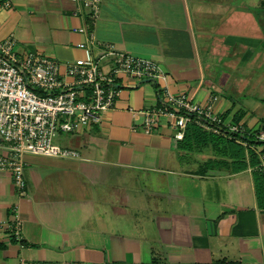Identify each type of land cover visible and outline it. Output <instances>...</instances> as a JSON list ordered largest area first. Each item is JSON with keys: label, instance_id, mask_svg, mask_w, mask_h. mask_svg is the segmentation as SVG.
<instances>
[{"label": "crops", "instance_id": "obj_1", "mask_svg": "<svg viewBox=\"0 0 264 264\" xmlns=\"http://www.w3.org/2000/svg\"><path fill=\"white\" fill-rule=\"evenodd\" d=\"M80 9L11 0L0 41L56 61L65 81L66 62L95 58L105 43L153 60L166 78H121L100 122L59 132L77 158L23 153L24 194L0 170V264H264V0H100L93 22ZM88 27L99 44L80 47ZM98 62L109 69L110 57ZM161 86L201 104L215 95V112L239 130L214 134L261 141L235 138L246 167L232 171L210 143L182 146L166 120L144 132L140 111L161 102ZM214 160L227 165L206 166Z\"/></svg>", "mask_w": 264, "mask_h": 264}, {"label": "built area", "instance_id": "obj_2", "mask_svg": "<svg viewBox=\"0 0 264 264\" xmlns=\"http://www.w3.org/2000/svg\"><path fill=\"white\" fill-rule=\"evenodd\" d=\"M78 9L85 10L93 22L98 16L100 0H75ZM11 0H3L7 7ZM88 41L80 47L97 46L91 27L86 29ZM12 36L0 41V137L8 152L0 155V170H8L19 194L25 193L21 155L33 153L59 158H77L78 151L59 145L55 137L59 132H72L101 121L119 94V80L125 76L136 80H164L165 73L149 58L133 55L105 43L95 57L77 58L65 63V81L60 77L56 61L35 52L17 55ZM110 57L109 69L100 67L98 60ZM161 102L142 109V129L152 130L162 120L175 140L183 138L188 122L204 130L222 133L225 128L238 131L236 125L227 124L213 107L215 95L205 104L190 95L172 94L164 86L159 88ZM264 173V168H263ZM17 222L15 233H18Z\"/></svg>", "mask_w": 264, "mask_h": 264}, {"label": "trees", "instance_id": "obj_3", "mask_svg": "<svg viewBox=\"0 0 264 264\" xmlns=\"http://www.w3.org/2000/svg\"><path fill=\"white\" fill-rule=\"evenodd\" d=\"M235 138H241L243 140H247L253 143H259V140H253L249 136L244 134L234 133L231 137H226L222 135H217L211 132H208L202 129L200 126L196 125L193 122H188L184 129L183 138L181 139L182 146L186 147L189 145H203L205 143H210L214 146H217L216 150L221 154L227 156L231 159L229 161V165L232 171H238L244 169L246 167L245 161V148L242 144L238 143ZM251 165H254L257 161L254 159V154H252L251 150H248ZM227 165V161L224 160H214L206 163L207 167H211L212 165ZM256 192L260 197L261 193L264 191L261 185V181H256Z\"/></svg>", "mask_w": 264, "mask_h": 264}]
</instances>
